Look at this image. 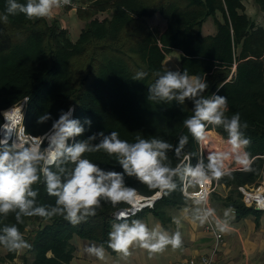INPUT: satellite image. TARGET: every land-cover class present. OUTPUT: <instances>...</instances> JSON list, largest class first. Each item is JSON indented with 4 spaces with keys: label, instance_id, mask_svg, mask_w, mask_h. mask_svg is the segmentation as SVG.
Here are the masks:
<instances>
[{
    "label": "trees",
    "instance_id": "16d2710c",
    "mask_svg": "<svg viewBox=\"0 0 264 264\" xmlns=\"http://www.w3.org/2000/svg\"><path fill=\"white\" fill-rule=\"evenodd\" d=\"M253 1L264 14V0ZM17 2L26 4L27 0ZM7 3L0 0V16L7 15ZM105 10L111 15L97 19L96 15ZM77 13L86 25L74 41L58 20L50 17L28 19L18 13L8 15L7 23L0 20V125L4 123L2 110L30 96L24 115L29 134L42 136L62 109L75 106L73 118L80 119L85 127L77 140L100 131H117L129 142L141 136L163 139L175 146L184 134L189 136L184 151L191 154L194 165L199 158V143L183 123L193 113L192 101L179 104L148 99L155 73L169 70L164 60L177 49L182 53L181 71L208 82L205 96H212L220 86L218 94L227 96L225 115L231 117L238 112L241 122L248 124L245 134L251 144L246 150L255 158L254 171L236 169L231 178L226 176L217 183L230 188L224 201L235 209L237 218L259 214L244 205L237 189L264 178V26L248 15L245 0H93L89 9H77ZM157 14L167 24L161 33L148 23ZM209 18L216 26L212 35L203 32ZM137 71L148 75L143 81L133 80ZM45 112L51 113V119L37 123ZM85 118L92 124H85ZM208 130L227 139L222 127L209 126ZM99 139L97 136L93 143ZM85 156L105 170H123L115 157L103 151ZM168 157L173 167L179 163L173 151ZM125 180L144 197L158 191L134 177L126 176ZM177 184L175 191L162 195L151 208L154 215L164 216L165 207L188 203L179 179ZM33 187L38 190V204H55L56 198L47 194L43 183ZM127 209L125 203L114 207L102 201L96 215L77 225L62 216L24 217V223L17 227L31 247L20 256V252H10L0 245V264H69L74 258L75 237L107 249L108 233L118 222L115 217ZM12 224H16L14 213L0 215V228Z\"/></svg>",
    "mask_w": 264,
    "mask_h": 264
},
{
    "label": "clouds",
    "instance_id": "9594fccd",
    "mask_svg": "<svg viewBox=\"0 0 264 264\" xmlns=\"http://www.w3.org/2000/svg\"><path fill=\"white\" fill-rule=\"evenodd\" d=\"M70 4L71 0H27L26 4L8 0L7 15L0 16V20L7 23L8 15L18 13L25 14L28 19L49 18L55 9ZM147 75L146 71H137L132 79L143 81ZM155 75L157 78L149 85V101L179 104L192 101L193 113L183 121L188 133L198 143L207 144L209 126L222 127L227 132L226 147L210 150L206 158L201 156L193 165L191 154L184 151L189 143V136L184 134L179 136L175 146L163 139L141 136L129 142L121 139L117 131L108 134L100 131L77 140L85 127L80 119L73 118L75 106L67 111L62 109L59 118L42 136L31 135L24 126L23 112L31 97L25 96L20 105L15 104L3 112L5 122L0 125V215L7 217L14 213L16 220V224L0 228V245L16 253L31 247L17 227L24 223V217L62 216L77 225L88 216L96 215L104 201L114 207L125 203L133 210L120 211L115 217L118 222L112 224L107 242L114 252L127 257L134 245L150 254L162 253L168 246L179 249L182 246L180 220L173 218L177 230L170 234L160 225L149 227L140 219H131L145 206H153L162 195L175 191L178 179L181 193L186 201H192L193 217L201 225L212 222L220 233L230 230L232 209H225L223 218L217 216L216 210L209 206L210 194L205 185L213 180L219 182L226 176L231 178L230 164L244 172L254 171L255 158L246 150L251 144L245 134L248 124L241 122L238 112L231 117L225 115L227 96L218 94L220 86L212 96H205L208 82L189 75L187 70L169 68ZM50 119L51 113L45 112L38 117L37 123ZM84 123L91 125L92 120L85 118ZM97 136L99 142L93 143ZM100 151L115 157L123 170H105L85 156ZM169 151H173L179 161L174 167L168 157ZM126 176L158 191L145 202L136 188L126 183ZM39 183L44 184L49 196L56 198L54 205L37 203L38 190L33 186ZM190 188L199 190L189 191ZM253 199L257 210L264 211V196L256 195ZM86 251L101 260L105 257L102 245L92 244Z\"/></svg>",
    "mask_w": 264,
    "mask_h": 264
},
{
    "label": "crops",
    "instance_id": "0c3cea01",
    "mask_svg": "<svg viewBox=\"0 0 264 264\" xmlns=\"http://www.w3.org/2000/svg\"><path fill=\"white\" fill-rule=\"evenodd\" d=\"M75 1L77 8L69 9L60 7L59 9H55L53 15L50 17L51 19L58 20L61 28L69 32V37L73 41L78 38L85 28L84 21L78 17L77 9L82 7V4L85 2L89 5L93 3V0ZM148 22L158 33L165 31L167 28V24L159 14L148 19ZM154 22H156L155 25ZM156 24L161 25L160 28ZM210 31V34L215 32L212 28ZM181 54L179 50L175 49L171 54L167 55L164 60L165 68H171L172 70L179 68L181 70ZM208 133V143H199V158L201 156H207L204 148L216 141L214 139L215 136L226 139L215 132V130H208ZM232 169L236 170L239 167L236 166ZM189 191H193V189L190 188ZM229 191L230 188L225 184L221 185L218 183L215 192L209 196V206L214 208L217 216L221 218H223L224 210L230 207L224 201ZM192 207V201L188 200L187 204L179 207H165L164 216L154 215L151 208L138 211L134 216H131V219H140L148 224L149 227L160 225L162 230H166L170 234L177 230L173 218L180 220L182 246L179 249H172L171 246H168L162 253L150 254L146 249L134 245L130 249L131 254L124 257L122 254H118L110 248L106 249L103 246L105 249V257L101 260L89 255L86 251V248L92 244L101 246L100 244L95 241L75 237L72 240V244L75 246L74 258L69 264H203V259L211 260L212 264H264V211L258 210L260 211L259 214L252 212L249 215L237 218V212H235L234 208L230 207L232 209L230 230L226 233L217 231L222 235V242L214 252L216 243L213 237L214 235L210 231H207L206 225L208 223L201 225L193 217Z\"/></svg>",
    "mask_w": 264,
    "mask_h": 264
},
{
    "label": "built area",
    "instance_id": "2783aa9c",
    "mask_svg": "<svg viewBox=\"0 0 264 264\" xmlns=\"http://www.w3.org/2000/svg\"><path fill=\"white\" fill-rule=\"evenodd\" d=\"M62 8H69V9L70 8H77V3H76L75 0H71V4L70 5L62 6ZM22 101H20V103H18L16 105H20L22 103ZM27 105H28V103L23 108L24 115H25V112H26V109H27ZM11 107H13V106H11ZM11 107L6 108V109H4V110L1 111L2 117H3V112L5 110L10 109ZM24 119H25V117H24ZM31 135H33V134H31ZM69 142L71 143V141H69ZM46 144H47V141H45V146H46ZM201 151H203V150L201 149ZM217 187H218V183L215 180H213L210 185H205V188L209 192L210 195L215 192V190H216ZM237 189H238V191H239V193H240V195L242 197V201H243L244 205L246 207H248V208H252L253 207V208L257 209L256 202H255V199H253V197H255L256 195L264 196V178H262L260 181H258L257 184L254 183V184H251V185H248V184H246V185H239L237 187ZM198 190H199L198 188L193 189V191H198ZM137 194L139 196H141L145 202H147L148 200H150L155 195V193H154L153 195H151L149 197H144V196H142L138 192V190H137ZM159 199H161V198H158V199H156L153 202V206H151V207L145 206L141 210L153 208L154 205H155V203ZM246 201H247V203H246ZM127 211H129V212L133 211L131 209V206L130 205H128ZM206 229H207L208 232L210 231L214 235L213 237L215 238V242L216 243H215V247H214V250L213 251L215 252L217 250L219 244L222 242L221 241L222 240V235L220 233H218L217 230H215L214 225L211 222H208V224L206 225ZM17 264H25V263L22 262V261H20V262H17ZM203 264H212V261L209 260V259H203Z\"/></svg>",
    "mask_w": 264,
    "mask_h": 264
},
{
    "label": "rangeland",
    "instance_id": "374dc122",
    "mask_svg": "<svg viewBox=\"0 0 264 264\" xmlns=\"http://www.w3.org/2000/svg\"><path fill=\"white\" fill-rule=\"evenodd\" d=\"M82 7H79V9L81 10H85V9H89V4H86V2L84 4H82ZM91 5V4H90ZM245 7H246V12L248 13V15L254 20L256 21V23L258 25H263L264 26V14L263 12L259 9V7H257L254 3L253 0H245ZM110 14V10H105V11H101L96 15L97 19H103L105 17H109ZM84 21L85 25H86V20H82ZM149 23V22H148ZM156 22H154L155 25ZM150 25V24H149ZM157 25V24H156ZM152 26V25H151ZM161 25H157V27L160 28ZM163 26V25H162ZM85 27V26H84ZM153 27V26H152ZM214 29L216 31V26L215 23H213L212 18H209L206 20L204 27H203V32L205 34H210V29ZM216 141L212 142L211 144L207 145L206 148H204L206 150V153H208L210 150H215V149H223L224 147H226V141L227 139H222L221 137L219 138L218 136H215ZM230 168H234L236 167L235 164H230L229 165ZM25 251V249H23L22 251H20V256H22L23 252Z\"/></svg>",
    "mask_w": 264,
    "mask_h": 264
}]
</instances>
